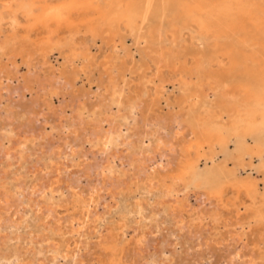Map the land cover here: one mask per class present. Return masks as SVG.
Instances as JSON below:
<instances>
[{"label":"bare ground","instance_id":"1","mask_svg":"<svg viewBox=\"0 0 264 264\" xmlns=\"http://www.w3.org/2000/svg\"><path fill=\"white\" fill-rule=\"evenodd\" d=\"M19 15H22L23 18L26 19L27 21L32 22V25H35V24L41 25V27H43V29L46 30L47 36L45 38H43V41H41L37 45L34 44L31 40H29L28 36H26V38H24L23 44H19V43L17 44V42H18V41L16 42V40H17L16 36L17 35L15 36L12 34L8 37V40H10L9 43L6 42L4 44H0V57L4 54H8V55L11 54L12 57L15 56L16 54L17 55L19 54V55H21L22 58L26 57V59H28L29 64H34V65L36 63L33 61V59H34L33 55L36 56L38 53L42 56L40 58H42L44 62L47 61V59H48L47 53L49 51H47L46 47L49 48V46H50L48 44H49V41L53 39V35L55 34L54 29L58 28L59 27L58 25L62 24L63 22H65V24H66V21L69 23V20H70V22H71V20H85V23L87 24V26H89L88 30L92 34L91 35L92 41H94L96 38L102 36V34H101L102 32L108 33L109 35H111V34L116 35V34H120V32L124 30L123 28H125V29L130 31V34L134 38L133 40H135L139 45H140V43H142V41H144V43L149 42L151 40L152 41H156V40L159 41L160 38H162L163 35L166 36V34H167V36L169 35V37H170V39H172V41L174 38V40L177 42V39L180 36L181 31L186 30L188 33H191L190 34V40H193V42H195L196 46H203V47L206 46V49L204 48L205 52H196V51L193 53L191 52L192 53L191 54V56H192L191 67L187 66V64H184V65H181L178 67H173L171 70L172 76L178 77L177 82H178V88L180 90V96L178 99H176V102L181 107L187 108V111L185 110L186 114L184 117V125L177 127V130L174 131V137L172 139V145H171L170 150L173 151V153H172L173 154L172 155L173 156V164H172L173 167L169 171H167L166 174L153 173L150 176L146 175L147 176L146 182L136 184V186H135L136 188L134 190L135 198H134V203L131 205V209H129V210L124 209L125 211H123L122 208H124V207H122V208L120 207L121 203L119 200L118 189H119L120 185H122V184H124L123 186H125V189L128 188V187H126L128 183H127V180L125 177H123V178L121 177L122 179H120V177L119 178L117 177L118 176L117 170L114 167L116 164L115 165L113 164L114 165L113 166L112 164H110L111 162L109 161V158H107V157H109L108 155L111 154L107 150H110V148H112L111 146L117 144V138H119V139H120V137L127 138V136L129 137V135H126V136L123 135L122 133H120V131H121L120 129H119L120 130L119 131L117 129L110 128L108 131H105L104 133H102V135L99 138L97 137L98 140L96 142V145H99L100 151L106 155L105 156L106 161L104 162L105 168H103V170H101L102 172L96 173V175H95L96 178L94 179L95 184H93L92 187L89 186L90 188L89 189L87 188L88 190L86 189L85 195L83 197L81 196L82 194L79 193V186H78L79 184H77V185H75V187H73L69 184V182L65 183L63 181L64 179H60V175H62V174L67 175L68 178L72 175L71 169L73 167V162H74L73 160L75 159V157L78 154V152H76L77 150L71 148L72 147L71 146L70 149H68L65 152L63 150L60 151L61 150V149L59 150L60 147L59 148H53L54 150H52V151H50L51 150V148H50V149H48L49 151L43 152L44 149H46V148L43 145H41L40 147H38L41 150V151H39V153L33 151L34 153H38L37 158L41 159L44 162L47 159L46 162H48L49 158H48L47 154H49V152H50V156L52 157V160L54 161V163L52 165H47L48 163L46 165L43 164L40 166L33 165L35 167H33L31 169H29L27 166L28 164H26V166L30 172L27 174H29L30 176L32 175L31 176L32 181L30 180L28 182L29 188H30L29 190L27 189L28 185H25L23 183H18V182L15 183L14 182L13 186L10 188V190L9 191L7 190V194L3 193L2 192L4 190L3 188L6 187V186H4L5 184L3 182L5 180L4 179L5 176L3 177L2 175H0L3 177V178L1 177V179H0V207H1L0 208V222L5 218L7 220V223L5 222L3 224L2 228L0 226V242H1L0 246L2 244L6 245V244L10 243L13 239L17 238V236H13L12 233L15 231L17 232L18 231L17 229H19V227L26 226V224L28 222V218L30 216L37 215V216L41 217L40 220L42 219V222L40 220H38L39 223L41 222V227H42L41 231H44L45 229L50 228V226L49 225L47 226V224L49 223V220L52 219L51 217H53V219L55 221L54 222L55 225H54L53 230L54 229L59 230V231L65 230L66 232L69 233V235L73 236V234H74V237L77 236L76 239L74 238L75 239L74 240V242H75L74 249L71 252H68L66 250L65 251L66 253L64 252L65 255L62 254V257L68 256V255H70V257H71L76 253L80 254L81 257L77 258V260L75 262L76 264H82L83 251H85L87 249L85 245L92 237L97 238L98 244H100L101 242L103 244V242H105L107 240L106 239L107 236H108V240L105 242V244L101 245V249L103 251L101 250L102 253L100 256L103 258L102 260L106 261L108 264H157L156 262H158V264H170V262H171V260L169 259L170 256L165 257L162 255V253H158V260L157 261H155V258L150 257L151 263L147 262L149 257H144L141 255L142 252H145L142 248V241H143L142 237L143 236H141V235H139V237L137 236L138 239H136L133 243H130V245L128 243H126L128 245H123V246L121 245L120 246L115 240V239H117L119 234H114V231L116 229H121L122 227H125L126 222L130 221L134 224L135 229H138V227H140L139 229H141L142 227L147 228L148 232L151 235L153 234V238H154L155 234H158L161 231L165 232V230H166L170 235H173V236L175 235V241L174 242H177L178 239H181V237L183 236L182 234H183V231L186 230L185 229L186 226H187V228H188V226L192 227V228H197V227H199V225L201 223L203 224V222L206 220H208L210 223L216 225V224H218L217 222H220V221L224 222L225 220H228L230 213H232V212H234V214H236V215H238V213L241 214V212H239L238 205L235 203V201L233 199H230L227 196L228 192H229L228 191L229 186L233 190L232 192H234L235 190H237V191L240 190L250 200L249 205L245 206V209L243 210V211H246V213L243 215V217L241 218V222L238 224L240 226V228L244 229L245 226L248 227V226H251L254 224L256 227H258L257 228V234L259 233L261 235V238L264 236V211H263V209H264V191L259 194L257 191L256 183L240 180L236 176V171H232V172L229 171L224 164L225 161L232 159L235 166L240 167V166H243L245 157H248L249 160L251 161L255 156L261 157L262 154H264V0H12L11 4L10 5L8 4V6L6 8H4V10L0 13V21L5 20V18L8 16V20L10 21V19H11L9 25H11V27H13V29H14V26H16V24H18V19L20 17ZM6 21H7V19H6ZM6 21H4V23ZM49 23H51L52 26H54L55 28L50 27L51 25ZM48 25H50V26H48ZM1 28H3V27H1V25H0V33H1ZM113 29H114V31H113ZM100 31H102V32H100ZM13 32H14V30H13ZM3 33H4V31H3ZM63 37H65V36L63 35ZM71 40L73 41L72 38H71ZM185 41L186 40L184 39L183 42L185 43ZM66 43H70V40H69V42L66 41ZM73 43L74 44H72V43L71 44L75 45V42H73ZM179 44H180V42H179ZM45 45H47V46H45ZM157 45L158 44H156V47H157ZM114 46H116V45H114ZM172 46L173 45H171V48H172ZM153 47H155V45ZM160 47H161V45H160ZM74 48H76V47H74ZM114 48H116V47H114ZM158 49H157L158 52H154V54L156 53L155 55H157V56L156 57L152 56V58H151L152 61L149 59L154 64V69L157 72L156 75H158L159 71H161L160 70L161 69V62L164 61L163 58L165 57V55H167V54H165L166 50H164V48H163V50H161L160 48H158ZM70 50L72 52L75 51V52H73L75 54L80 53V51L78 52L79 49L74 50L72 48ZM183 51H185L184 48H182V51H180V52H183ZM200 51H202V50H200ZM139 53L141 56L140 58H143L142 53L141 52H139ZM170 53L172 54L173 52L171 51ZM168 56H170V55H168ZM168 56H167V58H168ZM145 58H147V57H145ZM146 60H148V58ZM24 61H25V59H24ZM128 62H131L133 65L134 59L132 58V56H130L126 61H124V63L123 62L122 63L127 65ZM142 63L145 64L147 70L150 69L151 65L148 63V61L144 60ZM119 65H120V63H119ZM123 67H124V65H123ZM113 68H115V67L112 66L111 70ZM160 73L163 74V71H161ZM145 75L147 76V73H145ZM192 79H194V80H192ZM33 81L35 84H37L39 87H41L40 89H42L45 84L47 86H50V84H49L50 80H48V78H37V77L32 78L29 75L27 78L25 77V79H23V83H25V85H26V83L31 85V82H33ZM47 82H48V84H47ZM147 82L149 84L151 83V81L149 82L148 79H147ZM108 83H110V82H108ZM57 84H58V82H57ZM127 85H128L127 81L125 80V78H123L121 84L115 82L113 84V86L108 87V89H109L108 92H109V96H110V100H111L109 102H112V105L118 109L117 114H114L112 116V120L114 123L120 117L118 115V113L124 107V104H125L124 100L126 99V90H127L126 86ZM1 87H4V86H1ZM7 90H8V88H7ZM49 92H51V91H49ZM59 92H61V91H59ZM54 94H55V92H54ZM155 94H156V92H155ZM98 95L100 96L101 93L97 94V96ZM97 96H96V98H97ZM158 96H159L158 98H160L161 95H158ZM129 101H130V99H129ZM134 101H136V100H134ZM39 102H41V101H39ZM133 103L134 102H132V104ZM97 105H98V103H97ZM133 105H135V104H133ZM158 105H159V103H158ZM47 106H48V104H47ZM97 108L94 107V111L91 112V113H93V115L95 117L94 119L101 118L100 116H102V113H103V112L98 113ZM49 109H51V108H49ZM98 109H100V108H98ZM114 110H116V109H114ZM134 111H136V110H134ZM131 113H132V111H131ZM64 114L67 115L68 113H64ZM85 114H86V112H85ZM88 114H89V112H88ZM57 115H56V117H57ZM123 116H125V115H123ZM132 116H134V115H132ZM68 117H70V116H68ZM21 118H22V116H21ZM109 118H110V116L108 117V119ZM65 119H67V118H65ZM11 120L7 124V127L9 126V128H7L6 131L3 129L4 132L0 133L1 139H5L6 141H8L9 145L11 146V148L9 147L10 152L4 150L5 151L4 154L2 153L3 156L0 157V163L1 164L7 162L8 161L7 157H9V156L12 157L13 161H15V157H18L16 154L13 153V150L15 148L14 144L16 143V138H14V136L19 135V129L21 127L18 125L17 128L14 129L13 123L12 124L10 123ZM77 120H78V118H77ZM68 121H69V119H68ZM17 122H19V121H17ZM152 123L153 122H151V124ZM102 124H104V123H102ZM22 125H24V124H22ZM66 125H68V123H66ZM118 125H119V123H118ZM118 127H120V126H118ZM122 127H124V126L122 125ZM154 127H155V125H154ZM175 127H176V125H175ZM156 129L157 128H155L154 130H156ZM46 130L47 129H45V131ZM76 132H77V129H73L69 133L75 134ZM36 133H38V132H36ZM50 133H48V134L50 135ZM150 133H151V131H150ZM42 135L43 134H41V136ZM66 135H67V133H66ZM252 135H256V139L253 141V144H249L247 142V138L251 137ZM91 137H92V135H91ZM36 138H37V134H36ZM154 138H155V136H154ZM233 138L237 140L236 146L234 147V154L231 155L233 157L230 158L226 155L224 158V162L221 161L222 163L219 162V163L214 164V166L211 169H209L208 171H206L203 174L199 173V171H198V160H199V158L204 156L202 153V150H203L202 148L204 146H207V148L210 151H213V153H215L214 147L224 148L227 145V143L230 142V140ZM41 139L39 137V142L41 141ZM146 139L148 140L149 138H146ZM146 139H144V140H146ZM19 140H20V138H19ZM46 140H48V139H46ZM66 140H68V139H66ZM121 140L122 139H120V142H121ZM150 140L153 141V139H150ZM66 142L64 144H66ZM74 142H75V140H74ZM158 142L155 143L156 144L155 149H158V147H159ZM54 143H56V142H54ZM126 144H127V142L125 143V145ZM145 144H147V143H145ZM23 146L24 145H22V147ZM35 146H39V145L35 144ZM53 146H54V144H53ZM62 146H64V145H62ZM130 146H132V145H130ZM142 146H143L142 143L139 142V148L143 150V151H141L142 154H147L149 152V151H147L149 148L147 150H144V148H142ZM55 147H57V146H55ZM122 147H120V148H122ZM124 147H123V149H124ZM127 147H125V148H127ZM153 147L150 146V148H153ZM161 147H162V145H161ZM116 148H117V146H116ZM30 149H31V147H30ZM66 149H67V147H66ZM64 150H65V148H64ZM80 150L84 151V149H80ZM128 150H129V148H128ZM150 150H152V149H150ZM113 151H114V149H113ZM118 151L121 152L120 150H118ZM155 151H157V150H155ZM19 152H21V151H19ZM23 152H24V150H23ZM30 152H32V151L30 150ZM94 152H95V150H94ZM150 152H153V151H150ZM116 153H114L115 157H116ZM134 153H132V154H134ZM208 153H209V151H208ZM210 154H212V152H210ZM25 155H27V154H25ZM25 155H24V157H25ZM33 155H35V154H33ZM150 155H152V154H150ZM29 156L31 157L32 155H29ZM209 156H208V158L211 159V161L213 163H215L213 157L212 156L209 157ZM80 157L83 160V157L81 155H80ZM205 157H207V156H205ZM208 158H206V159H208ZM84 160H86V158ZM30 161H32V159ZM87 161L89 163L88 159L84 162H87ZM205 161H207V160H205ZM36 162H38V161H36ZM99 162H101V161H99ZM118 162H120V161H118ZM8 163L10 164V160H9V162H7V164ZM26 163H27V161H26ZM39 163L41 164V162H39ZM138 163L139 162H137V164ZM9 164H8V166H9ZM16 164L18 167L20 163H16ZM76 164H78V165H76ZM76 164H74V167H76V170L78 167H80L84 174H85L84 171L88 172L89 168L85 167L86 164L84 165V163L81 162V159L80 160L78 159ZM120 164H118V165H120ZM155 164H153V165H155ZM11 166H12L11 168L14 169L13 168L14 165L11 164ZM129 166L133 167V165H129ZM49 167H52L51 171H53V173H54L53 177L51 175L52 178L49 179L50 181H47V182L39 181L38 182L37 179L39 180L40 178H44L45 172L47 173V169H49ZM135 167H137V166H135ZM138 167H139V165H138ZM2 169L4 170V167H2ZM18 170H20V169H18ZM10 171H12V170H10ZM24 171H22V172L24 173ZM119 171H122V170L119 169ZM162 171H163V169H162ZM16 172H18V171H16ZM13 173H15V172H13ZM259 173L264 175V160H262V162H260ZM9 174H11V172ZM19 174H21V173H19ZM19 174H18V176H20ZM24 174H26V172ZM24 174L21 176L22 178H23ZM124 174H125V172H124ZM4 175H5V173H4ZM12 175L14 176V174H12ZM36 175H38L40 178L39 177L36 178ZM155 175H158V176H155ZM76 177H79V176H75V178ZM116 177L118 179H120L118 181H121L122 184H120L118 186H117L116 182L111 184L112 181L110 182V180L111 179L115 180ZM71 178H73V177H71ZM85 178H83V179H85ZM78 179H80V177ZM98 179H100L104 184H107V185H108V182H110L109 184H111L112 186L111 187L106 186L105 189H102L101 186L99 187L98 183L100 185L102 184V187L104 184L98 182ZM134 179H135V177H134ZM10 180H11V178H10ZM94 180H92V181H94ZM21 181H23V180H21ZM153 182H155V183L159 182V183L154 185L155 183H153ZM88 183H89V181H88ZM88 183H86V184H88ZM61 184H64V189H66L67 194H68V191L71 190L70 192H72V196L74 197V199L72 200L74 202L73 203L71 202L72 205L69 206L71 213L68 212L69 209L67 211L65 209V211L68 213H65L64 216H62V215L59 216L57 214L59 211V210H57V207L59 206V204H57V206H53V207L50 206V208H49V206L45 207L46 204L43 202V201H45L46 198H48V200H49L53 196L54 191L55 192L59 191L61 188ZM80 184H82V182ZM181 184H183V185H182L181 189H179V185H181ZM191 185H193L197 191L198 190L202 191L203 199H205V200L207 199L208 201H210V206L213 208V210H211V212L205 211L204 213L197 214L196 216L194 215L195 212L193 213L192 211H190L191 214L188 215V218H184V217H182V215L176 217L175 216L176 210L179 209L177 205H179L178 203L180 202L178 200V193L179 192L180 193L185 192L186 190H188L190 188ZM86 186H88V185H86ZM132 186H134V185L132 184ZM158 187L161 189L160 195L157 194L160 196L158 204H157V206H151V203L149 202L150 203L149 205L151 207H150V209H148V207H147L148 205L146 202L147 200L145 201L144 199H142L139 196H143V195L148 196L152 193L153 188H158ZM121 188H123V187H121ZM125 189L123 191V194L125 193ZM154 191H153V193H154ZM103 192L106 195H109L110 201L108 202V205H111L109 203H112L115 205V210L117 211L116 214L118 217L117 227L111 226L110 229H107V230L105 229L104 223L101 220L102 215L101 214H94L93 212H91V211H93V210H91L92 209L91 207L93 206L92 204L95 205L98 201H100L102 199V196L105 195ZM157 192H158V190H157ZM70 195H71V193H70ZM18 196L22 199H19ZM36 197H38L39 199L36 200L35 199ZM16 198H18V199L16 200ZM201 199H202V197H201ZM235 199H236V197H235ZM8 200L16 201L17 205H15L16 204L15 202H13L15 204H9L8 205ZM183 200L184 199H182L181 201H183ZM102 202H104V201H102ZM183 203H184V201H183ZM183 203H180L181 206ZM185 203H187V201H185ZM195 203H196V201H195ZM23 204H25V207H23ZM103 204L104 203H102V205ZM153 204H154V202H153ZM201 204H204V202L202 201ZM188 205H189V203H188ZM196 205H199V204H196ZM239 205H243V203H241V204L239 203ZM62 206H60V209L62 208ZM181 206H179V207H181ZM186 208L188 209V207H186ZM63 209H61V210H63ZM97 210L95 211L96 213H97ZM183 210H181V211L183 212ZM187 212H189V211H187ZM49 217H50V219H49ZM235 219H236V217H235ZM167 220L170 221L169 222L170 226L167 229H165L164 224L166 223ZM74 221H76L75 224H73ZM236 221H237V219H236ZM169 223H167V224H169ZM61 224H64V225H61ZM236 224H235V226H236ZM208 227H209V225H208ZM224 227H225V225H224ZM99 228L101 231L98 230ZM212 228H213V226H212ZM102 229H104L106 233L103 234ZM188 229H190V228H188ZM231 229H233V228H231ZM132 231H135V230H132ZM207 231H205V232H207ZM235 231H237V230L235 229ZM229 232H231V231H229ZM121 234H123L122 231H120V235ZM233 235H232V237H233ZM123 236H124V234H123ZM199 236H198V238H199ZM209 236H212V235H209ZM185 237H187V235ZM215 237L217 238V236H215ZM229 237H231V236H229ZM234 237H237V236H234ZM201 238H202V236H201ZM238 238H239V235H238ZM238 238H237V240H238ZM59 239H61V237ZM68 239H70V238H68ZM219 239H220V237H219ZM113 240H115V241H113ZM235 240L236 239H234V241ZM144 241L146 242V239ZM204 241L205 240H203V242ZM244 241H246V240H243V242ZM37 242H38V238H37ZM68 242H70V241H68ZM90 242H92V241H90ZM230 242H233V241H230ZM42 243H43L42 246H40L41 244L39 246H37L38 249L35 253L37 256V259H36L35 264L53 263L54 261H56V256L60 254L59 252H57V246H56L57 243L51 244V242H50L48 236L45 234V232L42 236ZM12 245H14V243ZM151 245L153 246V242ZM218 245L220 246V244H218ZM222 245H221V247H222ZM63 246H64V244H63ZM230 246H232V245H230ZM259 246L260 245H258V248H260V247L262 248V245L260 247ZM70 247H71V245H70ZM148 247H149V245H148ZM66 248H67V245H66L65 249ZM263 248H264V246H263ZM44 249H45V252H43ZM88 249H89V247H88ZM161 249H163V248H161ZM63 250H64V248H63ZM159 251H160V249H159ZM240 251L236 252V253L234 251L235 257L240 256ZM244 251H245V249H244ZM49 252H51L50 256L47 255V253H49ZM164 252H163V254H164ZM12 253H13L12 251H9V254H12ZM206 253H207V251H206ZM195 254H197V253H195ZM204 254H205V252H204ZM251 254H252V252H251ZM98 255H99V253H98ZM188 255H189V251H188ZM247 256H249V255H247ZM76 257L77 256H73V259ZM210 257H209V259H210ZM96 258H99V257L97 256ZM259 258L260 257L258 256V259ZM20 259H19L18 264H30V262H27V261L25 263H23ZM57 259H59V256ZM230 259H232V258H230ZM230 259H228V260H230ZM94 260L96 261L95 257H94ZM100 260L101 259L99 258V261ZM23 261H24V259H23ZM141 261H143V263H141ZM225 261H227V259ZM231 261H230V263H231ZM255 261H257V259H255V257H253L251 255L249 257L248 261L246 262V264H255ZM91 262H92V260H91ZM106 262L105 263L103 262V263L106 264ZM202 262L204 263L205 261H202ZM243 262H245V261H243ZM96 263H97V261H96ZM100 263H102V262H100ZM9 264H11V263H9Z\"/></svg>","mask_w":264,"mask_h":264},{"label":"rangeland","instance_id":"2","mask_svg":"<svg viewBox=\"0 0 264 264\" xmlns=\"http://www.w3.org/2000/svg\"><path fill=\"white\" fill-rule=\"evenodd\" d=\"M11 1L12 0H0V13L4 10V8H6L8 6V4L9 5L11 4ZM19 16L20 17L18 19V24H16V26H14V29H13V27H11V25H9L11 19L9 21L8 16L5 18V20L0 21V23H1L0 25H1V27H3V28H1V33H0V44H4L6 42L9 43L10 40H8V37L12 34L15 36L17 35L16 36L17 37L16 42L18 41L17 44L18 43L23 44L24 38H26V36H28L29 40H31L36 45L38 43H40L41 41H43V38H45L47 36L46 30L43 29V27H41V25H39V24L32 25V22H29L26 19H24L22 15H19ZM6 19H7V21H6ZM4 21H6V22L4 23ZM63 23L58 25L59 26L58 28L54 29L55 34L53 35V39L50 40L49 44H48L50 46H49V48L46 47L47 51H49L47 53V58H48L47 61L44 62L43 59L40 58L42 56L39 53L36 56L33 55V57H34L33 61L36 63L35 65L29 64L28 59H26V57L22 58L21 55H19V54L18 55L16 54L13 57L11 56V54H9V55L8 54H4V55L1 54L2 56L0 57V97H1L0 98V133L4 132L3 129L6 131L7 128H9V126L7 127V124L9 123V121L11 119L12 120L10 123L11 124L13 123L14 129L17 128L18 125L21 127L19 129V135L14 136V138H16V143L14 144V146H15L14 150L15 151L13 150V153L16 154L18 157H15V161L12 160L11 156H9L10 158L7 157V159H8L7 162H9V160H10V164L8 163L9 166H8L7 162L2 163V164L0 163V167H1L0 168V175H2L3 177L5 176V178H4L5 180L3 182L5 184L4 186H6L5 188H3L4 190L2 192L7 194V190L8 191L10 190V188L13 186L14 182L15 183L16 182L23 183L25 185H28L27 189L29 190L30 188H29L28 182L30 180L32 181V179H31L32 175L30 176L29 174H27V173H30L28 168L31 169L37 165L38 166L43 165V164L46 165L47 163H48L47 165H52L54 163V161L52 160V157L50 156V152H49V154H47L48 158H49L48 162H46L47 159L44 162L41 159L37 158L39 151H41L40 148H38V147H40L41 145H43L46 148V149H44L43 152L49 151L48 149H50V148H51L50 151H52V150H54L53 148H59V147H60L59 150L61 149L60 151L63 150L65 152L68 149H70V147L72 146L71 148L77 150L76 152H78L77 156L73 160L74 161L73 167H72V169L70 168L72 170L71 171L72 175L68 178L67 175L62 174V175H60V179H64L63 181L65 183L69 182V184L73 187H75V185L79 184L78 185L79 186V193H81L82 194L81 196L83 197L85 195L86 189L87 188L89 189L90 188L89 186L92 187V185L95 184L94 179L96 178L95 177L96 173L102 172L101 170H103V168H105L104 162L106 161V159H105L106 155L100 151V146L96 145V142H97L98 138L102 135V133H104L105 131H108L110 128H113V129H117V130L120 129L121 130V131L119 130L120 133H122L125 136L129 135V137L127 136V138L129 140L127 138L120 137V139L123 140V141L121 140V142H120V139L117 138V144L111 146L112 148H110V150H107L109 153H111L110 154L111 156L108 155L109 157H107V158H109V161L111 162L110 164H112V165L116 164L115 166L114 165L113 166L117 170V175H118L117 177L118 178L120 177V179L125 177L127 180L128 184L126 187H128V188L125 189V186H123L124 184H122L121 181H118L120 179H118L117 177L115 178V180L109 179L110 182L112 181L111 184L114 182L117 183V186L122 184V185H120V187L118 189L119 200L121 203L120 207L121 208L124 207V208H122L123 211L129 210V209H131V205L134 203V198H135L134 190L136 188L135 187L136 184L146 182V178H147L146 175L150 176L153 173L166 174V172L169 171L173 167L172 166V164H173V156H172L173 151L170 150L171 145H172V139L174 137V131L177 130V127L184 125V117H185V114H186L185 112L187 111V108L181 107L176 102V99H178L180 96V90L178 88V82H177L178 77L172 76L171 70L173 67H178V66H181L184 64H187V66L191 67V65H192L191 54L195 51L196 52H205L204 50L206 49V46H204V47L203 46H196L195 42H193V40H190V34L191 33H188L186 30L181 31L180 36L177 39V42L174 40V38L172 41V39H170L169 35L167 36V34H166V36L163 35V37L160 38L159 41L158 40H156V41L151 40V41L145 42V43H144V41H142V43H140V45H139L135 40H133L134 38L130 34V31L125 29V28H123L124 30L122 29L123 31H121L120 34H116V35L115 34L109 35L108 33H104L102 31H100V32H102L101 33L102 36H100V37L96 38L94 41H92V37H91L92 34L88 30L89 26H87V24L85 23V20H71V22L69 20V23L67 21H66V24H65V22H63ZM49 24L51 26L50 25H48V26L55 28L54 26H52L51 23H49ZM13 30L15 33L13 32ZM3 31H4V33H3ZM113 31H114V29H113ZM63 35L65 37H63ZM71 38L73 39V41L71 40ZM184 39L186 40L185 43L183 42ZM69 40H70V43H66V41L69 42ZM73 42H75L76 46L72 45V44H74ZM179 42H180V44H179ZM156 44H158L157 47H156ZM114 45H116V46H114ZM154 45H155V47H153ZM160 45H161V47H160ZM171 45H173L172 48H171ZM45 46H47V45H45ZM73 46L76 48H74ZM71 47L74 50L79 49L78 52L80 51V53H77V54L73 53L75 51L72 52L70 50V49H72ZM114 47H116V48H114ZM181 47L184 48L185 51L180 52V51H182ZM158 48H160L161 50H163V48H164V50H166L165 54H167V55H165V57L163 58L164 61L162 60L163 62H161V69L160 70L163 71V74L160 73L161 71H159V74L156 75L157 72L154 69V64H153V62H151L152 61L151 58H152V56H154V57L157 56V55H155L156 53L154 54V52H158V50H159ZM200 50H202V51H200ZM171 51L173 52L172 54L170 53ZM139 52L142 53L143 58H140L141 56H140ZM168 55H170V56H168ZM130 56H132V58L134 59L133 65L131 62H128L127 65L123 64L124 61H126ZM167 56H168V58H167ZM145 57H147L148 60H146L147 58H145ZM24 59H25V61H24ZM141 59L143 61L144 60L148 61V63L151 65L149 70L146 69V66H145V64L142 63L143 61ZM119 63H120V65H119ZM123 65H124V67H123ZM112 66L115 67L112 69L113 71L111 70ZM145 73H147V76L145 75ZM29 75L32 78H35V77H37V78H48V80H50L49 81L50 86H47L45 84L44 87L42 89H40L41 87H39L37 84H35L34 81L31 82V85H29L27 83L25 85V83H23V79H25V77L27 78ZM123 78H125V80L128 83V85L126 86L127 87L126 88L127 89L126 90V99L124 100V103H125L124 107L118 113V115L120 117L115 122L116 123L115 124L112 120V116L114 114H117L118 109L112 105V102H109L111 100H110V96H109V92H108V90H109L108 87L113 86V84L115 82L121 84ZM147 79L149 80V82L151 81L150 84L147 82ZM192 80H194V79H192ZM57 82H58V84H57ZM108 82H110V83H108ZM47 84H48V82H47ZM1 86H4V87H1ZM7 88H8V90H7ZM48 90L51 92H49ZM59 91H61V92H59ZM154 91L156 92V94ZM54 92H55V94H54ZM99 93H101V95L97 96V94H99ZM157 94L161 95L160 98H158L159 96ZM96 96H97V98H96ZM129 99H130V101H129ZM134 100H136V101H134ZM39 101H41V102H39ZM132 102H134L133 104H135V105H133ZM97 103H98V105H97ZM158 103H159V105H158ZM47 104H48V106H47ZM94 107L100 108V109L97 108L98 113L103 112L102 116H100L102 119L101 118L94 119L95 117H94L93 113H91L94 111ZM49 108H51V109H49ZM114 109H116L117 111ZM134 110H136L137 112ZM131 111H132V113H131ZM85 112H86V114H85ZM88 112H89V114H88ZM64 113H68V114L66 115ZM131 114L134 115L135 117L132 116ZM56 115H57V117H56ZM123 115H125V116H123ZM21 116H22V118H21ZM68 116H70V117H68ZM109 116H110V118L108 119ZM65 118H67V119H65ZM77 118H78V120H77ZM68 119L70 122L68 121ZM17 121H19V122H17ZM151 122H153V123L151 124ZM66 123H68V125H66ZM102 123H104V124H102ZM118 123H119V125H118ZM22 124H24L25 126ZM122 125L124 127H122ZM154 125H155V127H154ZM175 125H176V127H175ZM118 126H120L121 128ZM44 128L47 130L45 131ZM155 128H157V129L154 130ZM73 129H77V132L75 134H70L69 132ZM150 131H151V133H150ZM36 132H38L39 134ZM47 132L48 133L51 132L50 133L51 136ZM66 133H67V135H66ZM36 134H37V138H36ZM41 134H43V135L41 136ZM91 135H92V137H91ZM38 136L40 137V139L42 138L40 142H39ZM154 136H155V138H154ZM19 138H20V140H19ZM146 138H149V139L147 140ZM46 139H48V140H46ZM66 139H68V140H66ZM144 139H146V140H144ZM150 139H153V141ZM255 139H256V135H252L251 137L247 138V142L249 144H253V141ZM4 140L5 139H1V137H0V144H1L0 145V157L3 156L5 151L10 152V148H11V146L9 145V142L6 140L4 141ZM74 140H75V142H74ZM64 141L65 142L67 141L66 144H64L65 143ZM54 142H56L57 144ZM126 142L128 145L127 144L125 145ZM139 142L142 143V145H143L142 148H144V150H147L149 148L147 150V151H149L147 154H142L141 151H143V150L139 148ZM157 142L159 143V147H158V149H155L156 148L155 143H157ZM145 143H147V144H145ZM236 143H237V140L233 138L230 140V142L227 143V145L224 148L214 147L215 153H213V151H210L207 148V146H204L202 148L203 149L202 153L204 156H202L198 160V171H199V173L203 174L206 171H208L209 169H211L214 166V164L219 163L221 161L224 162V158L226 155L228 157L232 158L233 156H231V155L234 154V147L236 146ZM35 144L39 145V146H35ZM53 144H54V146H53ZM22 145H24V146L26 145V146L22 147ZM62 145H64V146H62ZM130 145H132V146H130ZM161 145H162V147H161ZM55 146H57V147H55ZM116 146H117V148H116ZM122 146L123 147L128 146V147L127 148L124 147V149H123ZM150 146L153 148H150ZM30 147H31V149H30ZM66 147H67V149H66ZM120 147H122V148H120ZM64 148H65V150H64ZM128 148H129V150H128ZM80 149H84V151H82ZM113 149H114V151H113ZM115 149L116 150L118 149L121 152H119L118 150L116 151ZM150 149H152V150H150ZM23 150H24V152H23ZM30 150L32 152H30ZM94 150H95V152H94ZM155 150H157V151H155ZM19 151H21V152H19ZM33 151L38 152V153H34ZM150 151H153V152H150ZM208 151H209V153H208ZM210 152H212V154H210ZM114 153H116V157L114 156L115 155ZM132 153H134V154H132ZM25 154H27V155H25ZM33 154H35V155H33ZM150 154H152V155H150ZM24 155H25V157H24ZM29 155H32V156L30 157ZM80 155L83 157V160L85 158H86V160L88 159L89 163H88V161L84 162L86 160L83 161L82 158L80 157ZM209 155L213 157L215 163H213L211 161V159L208 158ZM205 156H207V157H205ZM206 158H208V159H206ZM31 159H32V161H30ZM78 159L79 160L81 159V162H83L84 165L86 164L85 167L89 168L88 172L90 174L86 171H84L85 172V174H84L83 171L81 170V168L78 166H77L78 168L76 170V167H74V164H76ZM205 160H207V161H205ZM262 160H264V154H262L261 157L255 156L251 161L249 160L248 157H245L243 166H240V167L235 166L232 159L225 161L224 164L229 171H231V172L236 171V176L240 180L256 183L257 191L260 194L264 191V175L259 173V165H260V162H262ZM26 161H27V163H26ZM36 161H38V162H36ZM99 161H101V162H99ZM118 161H120V162H118ZM39 162H41V164ZM137 162H139V163L137 164ZM16 163H20L18 167H17ZM11 164L14 165L13 166L14 169L11 168L12 167ZM26 164H28L27 165L28 168H27ZM118 164H120V165H118ZM153 164H155V165H153ZM33 165H35V166H33ZM76 165H78V164H76ZM129 165H133V167L129 166ZM138 165H139V167H138ZM135 166H137V167H135ZM2 167H4V170L2 169ZM118 168L122 171H119ZM18 169H20V170H18ZM162 169H163V171H162ZM10 170H12V171H10ZM51 170H52V167H49V169H47V173L45 172L44 178H40L38 175H36V178H38V177L40 178L39 180L37 179V181L38 182L39 181H43V182L50 181L49 179H51L54 175L53 171H51ZM16 171H18V172H16ZM22 171H24V173L26 172L27 175L24 174ZM123 171L125 172V174ZM10 172H11V174H9ZM13 172H15V173H13ZM4 173H5V175H4ZM19 173H21V174H19ZM12 174H14L15 177ZM18 174L20 176H18ZM23 174H24V176L22 178L21 176ZM51 175H52V177H51ZM2 176H0V179ZM75 176H79L80 179H78L79 177L75 178ZM133 176L135 177V179ZM155 176H158V175H155ZM71 177H73V178H71ZM10 178H11V180H10ZM83 178H85V179H83ZM21 180H23V181H21ZM92 180H94V181H92ZM88 181H89V183H88ZM81 182H82V184H80ZM98 182L103 183L100 179H98ZM110 182H108V185L103 183L104 184L103 187H102V184L100 185L98 183V185H99V187L101 186L102 189H105L106 186H110V187L112 186L111 184H109ZM86 183H88V184H86ZM153 183H155V182H153ZM157 183H159V182H157ZM157 183H155L154 185H156ZM132 184L134 186H132ZM86 185H88V186H86ZM182 185L183 184L179 185V189H181ZM121 187H123V188H121ZM124 189H125V193L123 194ZM157 190H158V192H157ZM70 191H68V194H67L66 189H64V184H61L60 190L56 191V192L54 191V194L52 196L54 199L51 197L49 200H48V198H46L45 201H43L46 204L45 207L49 206V208H50V206L53 207V206H57V204H59V206L57 207V210H59L57 214L59 216L60 215L64 216V214L68 213V212L71 213L69 206L72 205L71 202L72 203L74 202V201H72L74 199V197L72 196V192H70ZM153 191H154V193H153ZM153 191L148 196H146V195L139 196L142 199H144L145 201L147 200L146 202L148 205L147 206L148 209H150L151 206H157L158 201L160 199L159 195L161 193V189L159 187L153 188ZM186 191L178 193V200L180 202L178 203L179 205H177V206L180 210L179 209L176 210V214H175L176 217L182 215V217L188 218V215L191 214L190 211H192L193 213L195 212L194 215L196 216L197 214L204 213L205 211L211 212V210H213V208L210 206V201H208L207 199L206 200L203 199L202 191L198 190L200 192L199 193L194 188L193 185H191L190 188ZM228 191L229 192H228L227 196L230 199H233L235 201V203L238 205L239 212H241V214L238 213V215L234 214V212L230 213V216H229L230 220L228 219V220H225L224 222L223 221L217 222L218 224H216V225L212 224L208 220H206L203 222V224L201 223L202 225L200 224L199 227H197V228H192V227L188 226V228H190V229H188L186 226V228H185L186 230H184L183 234H182L183 236L181 237V239H178L177 242H174L175 241V235L174 236L170 235L166 230H165V232L161 231L160 233L155 234L154 238H153V234L151 235L148 232L147 228L142 227L141 229H139L140 227H138V229H135L134 224L130 221H127L125 224V227H122L121 229H116L115 230L116 232L114 231V234H119V236L115 240L120 246L121 245L123 246V245H128V244L130 245V243H133L136 239H138L139 235L143 236L142 240L144 241L146 239V242L144 241L145 243L142 241V248L145 252H142L141 255L144 257H149V259L147 261L148 263H151L150 257L155 258V261H157L158 260V253H162V255L165 257L170 256L169 257V259L171 260L170 264H202L203 263L202 261H205L203 264H235V263L236 264H243V263L246 264V262L248 261V259L251 255L253 257H255V259H257V261H255V264H264V248H263L264 236L261 238V235L259 233L257 234V228L258 227H256L254 224L251 226H248V227L245 226L244 229L240 228V226L238 225L241 222V218L246 213V211H243V210L245 209V206L249 205L250 200L240 190H238V191L235 190L234 192H232L233 190L229 186ZM70 193H71V195H70ZM157 194H159V195H157ZM201 197L203 200L201 199ZM235 197H236V199H235ZM18 198L22 199L19 196H18ZM18 198H16V200ZM35 199L38 200L39 198L36 197ZM182 199H184L183 200L184 203H183V201H181ZM102 201H104V202H102ZM109 201H110L109 195L105 194L104 196H102V199L96 203L97 205L95 204L96 206L94 204H92L93 206L91 207L92 208L91 210H93L91 212H93L94 214H101L102 215L101 220L103 221L104 227L106 230L110 229L111 226L117 227V224H118V222H117L118 217L116 214L117 211L115 210V205L112 203H109L112 206L108 205ZM185 201H187V203H185ZM195 201H196V203H195ZM202 201L204 202V204H201ZM13 202L16 203V201H14V200L13 201L8 200V205L9 204H15ZM149 202L151 203V206L149 205L150 204ZM153 202H154V204H153ZM102 203H104V204L102 205ZM180 203H183L182 206ZM188 203H189V205H188ZM239 203L240 204L243 203V205H239ZM196 204H199V205H196ZM15 205H17V203ZM60 206H62L61 209H63V208L64 209L61 210ZM179 206H181V207H179ZM23 207H25V204H23ZM186 207H188V209ZM65 209H66V211L69 209V211L66 212ZM96 210H97V213L95 212ZM181 210H183V212ZM187 211H189V212H187ZM263 211H264V209H263ZM235 217H236L237 221H236ZM40 218L41 217H39L37 215L30 216L28 218V222H27L26 226H21V227H19V229H17L18 230L17 232L15 231L12 233L13 236H17V238L13 239L10 243H8L6 245L2 244L0 246V264H9V263L12 264L13 262H14L13 264H18L19 259L21 257L22 258L20 260L23 263H25L27 261V262H30V264H35L36 259H37V256L35 253L38 249L37 246H39L40 244H41L40 246H42V244H43L42 243V236H43L44 232L48 236L51 244L57 243L56 244L57 252L60 253L59 255L56 256V261H54L55 263L53 262V263H47V264H76L75 262H76L77 258L81 257L80 254H78V253L74 254L73 256H77L74 259H73V256L70 257V255L62 257V254L65 255L64 252L66 250L68 252H71L74 249V246H75L74 240L77 238V236L75 235L76 237H74V234H73V236H71L65 230L59 231V230L54 229L55 230L54 231L53 228L55 225L54 224L55 221H54L53 217H51L52 219H50V217H49L50 220H49V223L47 224V226L49 225L50 228L45 229L44 231H41L42 219L40 220ZM38 220H40L41 222L39 223ZM5 222L7 223L6 218L0 222L1 228L3 227V224ZM169 222L170 221L167 220L166 223L164 224L165 229H167L170 226ZM75 223H76V221L73 222V224H75ZM167 223H169V224H167ZM207 224L209 225V227ZM235 224H236V226H235ZM61 225H64V224H61ZM224 225H225V227H224ZM212 226H213V228H212ZM230 227L233 228L234 230L231 229ZM235 229L237 231H235ZM98 230H100V228ZM132 230H135V231H132ZM204 230L205 231L208 230V231L205 232ZM102 231H103V234L106 233L104 229H102ZM120 231L123 232L125 237L123 236V234L120 235ZM229 231H231V232H229ZM186 235L188 238L185 237ZM209 235H212V236H209ZM232 235H233V237L234 236H237V237L233 238ZM238 235H239V238H238ZM198 236H199V238H198ZM201 236H202V238H201ZM215 236H217V238ZM229 236H231L232 238ZM60 237H61V239H59ZM219 237H220V239H219ZM37 238H38V242H37ZM68 238H70L71 240ZM237 238H238V240H237ZM106 239L108 240V236ZM234 239H236L237 241L236 240L234 241ZM115 240H113V241H115ZM203 240H205V241L203 242ZM243 240H246V241L243 242ZM68 241H70V242H68ZM90 241H92V242H90ZM151 241L153 242V246L151 245L152 244ZM230 241H233V242H230ZM97 242H98L97 238L92 237L87 242L88 244L86 243L85 246L87 249L85 251H83L82 264H104L106 262V261H103L102 260L103 258L100 256L102 253L101 252V250H102L101 245L105 244V242H103V244H102V242L100 244H98ZM13 243H14V245H12ZM126 243H128V244H126ZM217 243L220 244V246ZM63 244L65 247L67 245L66 249L63 246ZM70 245H71V247H70ZM148 245H149V247H148ZM221 245H222V247H221ZM230 245H232V246H230ZM258 245H260V246L262 245V248L260 246H259L260 248H258ZM88 247H89V249H88ZM63 248H64V250H63ZM161 248H163V249H161ZM159 249H160V251H159ZM244 249H245V251H244ZM205 250L207 251V253ZM9 251H12L13 253L9 254ZM188 251H189V255H188ZM234 251H235V253L240 251V256L235 257ZM43 252H45V249L43 250ZM163 252H164V254H163ZM204 252L206 255L204 254ZM251 252H252V254H251ZM49 253H47V255L50 256L51 252H49ZM98 253H99V255H98ZM195 253H197V254H195ZM247 255H249V256H247ZM58 256H59V259H57ZM97 256L102 261L101 260L99 261V258H96ZM258 256L260 257L259 259H258ZM94 257H95L97 263L94 260ZM209 257H210V259H209ZM230 258H232V259H230ZM23 259H24V261H23ZM226 259H227V261H225ZM228 259H230V260H228ZM91 260H92V262H91ZM230 261H231V263H230ZM243 261H245V262H243ZM100 262H102V263H100ZM141 263H143V261H141ZM156 263L158 264V262H156ZM106 264H108V263L106 262Z\"/></svg>","mask_w":264,"mask_h":264}]
</instances>
